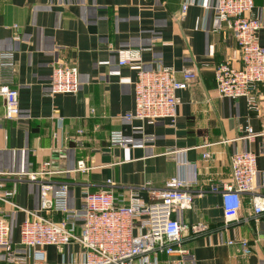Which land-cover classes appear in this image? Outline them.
<instances>
[{
  "label": "crops",
  "instance_id": "obj_1",
  "mask_svg": "<svg viewBox=\"0 0 264 264\" xmlns=\"http://www.w3.org/2000/svg\"><path fill=\"white\" fill-rule=\"evenodd\" d=\"M186 2L191 5L183 18ZM216 4L217 0H0V52L15 53L9 76L19 91L21 108L16 120H0V182L16 189L2 208L19 255L30 254L20 245V230L24 221L41 213L42 183L68 186L69 207L76 211H82L86 191H112L120 200L137 193L150 203L152 192L165 188L184 157L188 164L182 176L196 178L197 183L191 189L192 209L178 210L174 217L187 225L209 227L187 243L196 264H264V218L255 215L252 205L254 197L264 196V134L244 138L247 127L264 133V85L255 91L254 110L245 98L232 100L218 93L214 69L227 61L237 64V40L216 17ZM254 11L264 47V0H255ZM127 49L141 51L146 70L172 67L179 80L184 69L198 72L199 81L178 92L174 124L125 117L135 109L137 79L134 70L119 64V51ZM57 65L78 67L77 95L49 96ZM80 129L84 134L79 135ZM113 131L124 133L125 147L111 145ZM240 151L257 154L258 174L254 192L242 195L238 218L229 221L222 194L212 192L211 186L231 180V158ZM81 160L90 168L86 173L76 170ZM47 163L51 174L30 179L29 173L43 171ZM44 215L56 222L63 219L58 213ZM238 239L250 242V256L227 245ZM44 251L49 264L68 263L81 259L83 247L73 243ZM160 261L167 264V257ZM0 264H7L4 258ZM133 264L144 263L137 259Z\"/></svg>",
  "mask_w": 264,
  "mask_h": 264
},
{
  "label": "built area",
  "instance_id": "obj_2",
  "mask_svg": "<svg viewBox=\"0 0 264 264\" xmlns=\"http://www.w3.org/2000/svg\"><path fill=\"white\" fill-rule=\"evenodd\" d=\"M191 3L182 6L184 18ZM255 0H217L216 17L224 23L237 40L233 59L215 67L217 91L223 98L237 100L245 98L251 110L257 109L255 91L264 85V47L259 44L258 32L261 24L255 16ZM17 28V26H15ZM20 41V37H15ZM140 50H120L121 66H129L137 74L134 83L135 109L126 114L129 120L155 123L169 120L174 124L178 115V92L190 89L199 81L198 72L184 69L179 74L172 67L146 70ZM15 66L13 51L0 52V120H16L21 113L19 91L14 88L9 73ZM80 91V75L75 65H57L51 76L49 96L77 95ZM79 135L84 134L80 129ZM262 132L247 127L245 139L252 140ZM109 141L113 146L125 147L124 133L113 131ZM204 158H210L205 154ZM258 156L252 151H240L231 158V180L212 185L211 191L222 194L225 217L238 218L242 208V195L255 190L258 174ZM188 163L184 157L177 162V173L171 176L162 190L152 192L153 201L145 203L137 193L120 200L112 191L84 193V207L76 211L69 207V188L66 185H41V213L23 222L20 230V245L30 251L29 256L19 255L10 239L11 226L5 217L2 203L12 199L15 188H7L0 182V259L7 264H49L44 248L57 247L62 250L73 243L82 245L81 259L56 264H133L137 259L144 264H161L160 257H167V264H196V256L187 243L205 234V224L187 225L174 217L178 210L192 209L194 195L192 187L197 179L182 176V168ZM77 171L90 170L86 161H78ZM50 164L45 169L29 173L32 180L38 175H49ZM112 184L111 181H108ZM256 216L264 218V196L252 199ZM63 215L59 222L44 214ZM227 245L237 247L243 257L253 253L246 239L229 240Z\"/></svg>",
  "mask_w": 264,
  "mask_h": 264
}]
</instances>
